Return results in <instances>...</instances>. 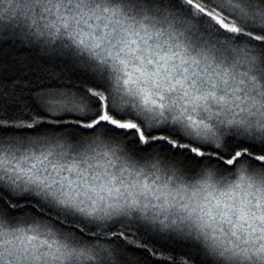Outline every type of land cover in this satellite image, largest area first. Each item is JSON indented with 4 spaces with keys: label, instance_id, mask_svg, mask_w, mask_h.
Instances as JSON below:
<instances>
[{
    "label": "snow or ice",
    "instance_id": "obj_1",
    "mask_svg": "<svg viewBox=\"0 0 264 264\" xmlns=\"http://www.w3.org/2000/svg\"><path fill=\"white\" fill-rule=\"evenodd\" d=\"M0 264H264V0H0Z\"/></svg>",
    "mask_w": 264,
    "mask_h": 264
}]
</instances>
